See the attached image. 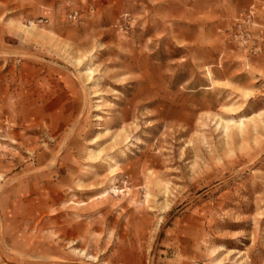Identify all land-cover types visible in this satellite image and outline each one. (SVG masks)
I'll return each mask as SVG.
<instances>
[{"label":"rangeland","instance_id":"rangeland-1","mask_svg":"<svg viewBox=\"0 0 264 264\" xmlns=\"http://www.w3.org/2000/svg\"><path fill=\"white\" fill-rule=\"evenodd\" d=\"M0 264H264V0H0Z\"/></svg>","mask_w":264,"mask_h":264},{"label":"bare ground","instance_id":"bare-ground-1","mask_svg":"<svg viewBox=\"0 0 264 264\" xmlns=\"http://www.w3.org/2000/svg\"><path fill=\"white\" fill-rule=\"evenodd\" d=\"M91 72V70H89L87 73Z\"/></svg>","mask_w":264,"mask_h":264}]
</instances>
